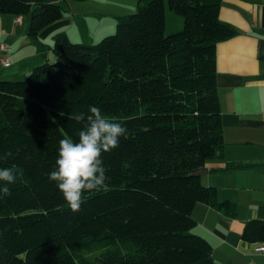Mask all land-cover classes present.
<instances>
[{
	"label": "trees",
	"instance_id": "trees-1",
	"mask_svg": "<svg viewBox=\"0 0 264 264\" xmlns=\"http://www.w3.org/2000/svg\"><path fill=\"white\" fill-rule=\"evenodd\" d=\"M222 1L166 0L183 26L165 34V0H139L113 33L90 44L58 33V61L0 79V157L11 153L0 168L17 176L0 200V264H213L210 243L191 230L197 203L236 214L196 174L225 145L215 47L237 30L219 18ZM0 14L28 17L37 38L63 7L0 0ZM89 106L127 131L102 153L106 187L82 193L73 213L49 173L59 141L78 142L84 127L69 114L87 117ZM241 238L264 242V219L246 220Z\"/></svg>",
	"mask_w": 264,
	"mask_h": 264
},
{
	"label": "crops",
	"instance_id": "crops-1",
	"mask_svg": "<svg viewBox=\"0 0 264 264\" xmlns=\"http://www.w3.org/2000/svg\"><path fill=\"white\" fill-rule=\"evenodd\" d=\"M63 7V16L33 38L28 17L16 23L10 14H0V50L9 64L0 63V79H23L34 66L58 59L51 47L54 36L65 34L71 41L95 43L114 32L118 19L137 9L139 0H50ZM167 33L183 26L181 16L164 5ZM219 18L237 34L215 47L217 95L225 145L223 157L209 160L204 185L214 186L217 199L235 203L229 217L217 208L197 203L192 232L211 245L213 264H264L259 242L241 238L243 223L264 219V0H223ZM232 164L243 167L230 169Z\"/></svg>",
	"mask_w": 264,
	"mask_h": 264
},
{
	"label": "clouds",
	"instance_id": "clouds-1",
	"mask_svg": "<svg viewBox=\"0 0 264 264\" xmlns=\"http://www.w3.org/2000/svg\"><path fill=\"white\" fill-rule=\"evenodd\" d=\"M90 114L83 112L69 114L68 119L83 123L79 141L70 137L59 141L58 159L55 170L49 173V180L57 184L73 213L81 209L82 193L106 187V169L102 167V153L119 147L120 138L126 135L122 123L114 122L102 114L99 107L89 106ZM64 115V113H61ZM6 153L0 159H7ZM13 168H0V200L11 195L8 185L16 182Z\"/></svg>",
	"mask_w": 264,
	"mask_h": 264
},
{
	"label": "built area",
	"instance_id": "built-area-1",
	"mask_svg": "<svg viewBox=\"0 0 264 264\" xmlns=\"http://www.w3.org/2000/svg\"><path fill=\"white\" fill-rule=\"evenodd\" d=\"M15 22L16 23H20L21 22V17L20 16H16L15 17ZM0 50H2V51H5L6 50L4 44H0ZM0 63L2 65H4V66H7L9 64L8 60L5 57H2V56L0 57ZM256 250L261 251V252L264 251V242L259 243L257 245V247H256Z\"/></svg>",
	"mask_w": 264,
	"mask_h": 264
},
{
	"label": "rangeland",
	"instance_id": "rangeland-1",
	"mask_svg": "<svg viewBox=\"0 0 264 264\" xmlns=\"http://www.w3.org/2000/svg\"><path fill=\"white\" fill-rule=\"evenodd\" d=\"M165 4H167L166 0H165ZM136 11H137V9H136L134 12H132V13H135ZM181 18H182V17H181ZM182 19H183V18H182ZM181 29H182V28H180L179 30H176V31H174V32H170V33H167V32L164 31V33H165V34H171V33L178 32V31H180ZM55 61H58V59L53 60V61H49V62H52V63H53V62H55Z\"/></svg>",
	"mask_w": 264,
	"mask_h": 264
},
{
	"label": "water",
	"instance_id": "water-1",
	"mask_svg": "<svg viewBox=\"0 0 264 264\" xmlns=\"http://www.w3.org/2000/svg\"><path fill=\"white\" fill-rule=\"evenodd\" d=\"M206 173V170H199L198 172H196V174L197 175H199V176H201V175H203V174H205Z\"/></svg>",
	"mask_w": 264,
	"mask_h": 264
}]
</instances>
